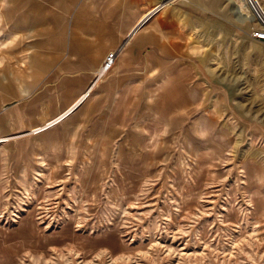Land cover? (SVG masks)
I'll use <instances>...</instances> for the list:
<instances>
[{"label": "rangeland", "instance_id": "obj_1", "mask_svg": "<svg viewBox=\"0 0 264 264\" xmlns=\"http://www.w3.org/2000/svg\"><path fill=\"white\" fill-rule=\"evenodd\" d=\"M105 3L76 2L107 24ZM168 6L181 9L179 34L163 61L151 45L126 59L123 44L97 61L68 50L41 61L53 48L26 13L0 22V264H264L257 22L243 0Z\"/></svg>", "mask_w": 264, "mask_h": 264}, {"label": "crops", "instance_id": "obj_2", "mask_svg": "<svg viewBox=\"0 0 264 264\" xmlns=\"http://www.w3.org/2000/svg\"><path fill=\"white\" fill-rule=\"evenodd\" d=\"M77 1L78 0H57V4H53L50 0H0V22L3 23L4 20L7 22L8 19L14 21L12 19L13 15L16 16L20 12L26 13L25 27L28 28L27 30L37 28L38 34L41 37L38 43H40L45 50H51V48H53L52 53H42L43 57H41V61L48 62L55 58L54 54L56 52L59 53L65 50H68L71 54L78 55L77 59L97 61L103 58L107 51L116 50L115 46L119 44L125 45L123 50L125 53L124 58L126 59L146 60L147 54L144 57L140 56L147 45L154 46L157 50L158 55L155 56V60L163 61L173 58L174 45L179 34L177 21L178 11L181 9L168 11L166 7H169L168 5L171 3L182 0H170L169 4L159 8L150 18L152 19L154 17V23L144 30L143 26L137 30L138 24L147 19V16L157 8V6L164 4L167 0H106L102 10L106 12L108 19L107 24L105 22L99 23L95 20L91 14V12L94 11L92 5H89V10L91 11L90 17L88 16V20L84 21L80 16L83 7L76 4ZM2 2H7V5L3 6ZM21 2H25L24 7H18L19 3L22 5ZM179 3L184 5L181 2ZM188 4L194 5L193 1L188 2ZM186 10L191 11L188 8H186ZM95 11H98V9L96 8ZM52 13H57L58 15L57 18L54 19L56 20L55 22L50 20V14ZM68 14H73V16H70V19H66V15ZM109 14H112L111 19H109ZM7 16L9 18H6ZM111 21L114 22L112 25L109 24ZM30 22H32L31 25ZM67 25L72 30L69 36H66ZM77 30L79 33H77ZM83 30L85 33L90 34L89 37L84 36ZM133 33L134 35L131 36ZM138 35H141V37L148 35L152 38V41H137V38H139ZM69 48L74 49V51L72 52V49L70 51ZM93 52H95L94 55H91ZM131 54L135 56L131 57ZM152 64L153 62L150 61L149 66ZM112 65L113 62L111 67ZM71 68L77 69L76 63L70 64L69 69ZM102 72L103 71L100 70L98 74L100 75ZM0 87L1 92L4 88L2 89L3 85H0ZM26 89L27 88H22L21 92L24 93ZM90 91L91 87L80 95L77 101H84L90 94ZM181 101L185 102L181 96L177 97L173 105H168L167 109L178 108V104ZM80 102L75 103L77 105ZM82 104L76 106L73 112ZM73 112H71V114ZM63 116H65V113ZM10 140L11 139H9V141ZM1 142L2 139L0 137V144Z\"/></svg>", "mask_w": 264, "mask_h": 264}, {"label": "built area", "instance_id": "obj_3", "mask_svg": "<svg viewBox=\"0 0 264 264\" xmlns=\"http://www.w3.org/2000/svg\"><path fill=\"white\" fill-rule=\"evenodd\" d=\"M246 6H248L251 10L252 15L254 16L256 22H257V28L253 29L252 35L253 38L257 41L264 42V7H262L257 0H243ZM169 4V2H167ZM160 8V5L157 6L147 17V19L143 20L138 24L137 27H142ZM151 15V16H150ZM147 20V21H146ZM143 23V24H142ZM139 29V28H138ZM114 54H109L107 60H106V66L105 70H107L114 60Z\"/></svg>", "mask_w": 264, "mask_h": 264}, {"label": "bare ground", "instance_id": "obj_4", "mask_svg": "<svg viewBox=\"0 0 264 264\" xmlns=\"http://www.w3.org/2000/svg\"><path fill=\"white\" fill-rule=\"evenodd\" d=\"M243 2H244V1H243ZM161 5H162V4H161ZM161 5H160V6H161ZM247 7H248V6H247ZM142 24H143V23H142ZM137 29H138V27H137ZM109 68H110V67H109ZM107 70H108V69H107ZM75 108H76V106H75ZM57 120H58V119H57ZM57 120L46 123L45 126H44V130L41 129V128H36V129L33 131V133L38 134V133H41V132L47 130V129L50 128L51 126H54V125L56 124V121H57Z\"/></svg>", "mask_w": 264, "mask_h": 264}, {"label": "water", "instance_id": "obj_5", "mask_svg": "<svg viewBox=\"0 0 264 264\" xmlns=\"http://www.w3.org/2000/svg\"><path fill=\"white\" fill-rule=\"evenodd\" d=\"M163 5H164V4H163ZM146 21H147V20H146ZM139 27H140V26H139ZM139 27H138V28H139Z\"/></svg>", "mask_w": 264, "mask_h": 264}]
</instances>
